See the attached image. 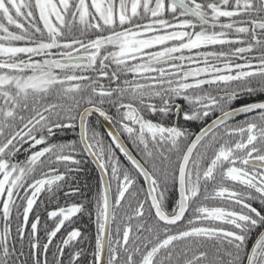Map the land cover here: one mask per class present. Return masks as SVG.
I'll return each mask as SVG.
<instances>
[{
    "label": "snow or ice",
    "instance_id": "1",
    "mask_svg": "<svg viewBox=\"0 0 264 264\" xmlns=\"http://www.w3.org/2000/svg\"><path fill=\"white\" fill-rule=\"evenodd\" d=\"M257 93H264V0H0V264H48L53 238L84 210L49 212L55 224L44 225L43 244L36 216L26 257L39 194L66 180L57 165L81 162L76 142H55L54 129L77 120L83 150L117 182L114 203L106 182L96 204L94 264H103L106 247L107 264H264V100L247 102ZM215 112L198 134L165 123ZM94 113L127 134L139 160L108 133L148 185L115 238L110 221L137 180L126 170L121 176L112 145L90 128ZM24 143L34 150L18 161ZM80 237L79 229L67 232L53 264H63L65 248ZM82 251L69 253L68 264H79Z\"/></svg>",
    "mask_w": 264,
    "mask_h": 264
},
{
    "label": "trees",
    "instance_id": "2",
    "mask_svg": "<svg viewBox=\"0 0 264 264\" xmlns=\"http://www.w3.org/2000/svg\"><path fill=\"white\" fill-rule=\"evenodd\" d=\"M217 49H219L220 46H216ZM227 48V46H224ZM235 47V46H233ZM129 79L132 77L128 76ZM101 83H104L106 86L108 85L107 80H101ZM113 87L115 85H112ZM207 87V86H205ZM264 100V93H257L252 97H249L247 99V102H257ZM243 101H236L234 102V106H239L240 103ZM106 111H108L109 115L115 116V109L111 108L109 104H105L102 106ZM219 115V112L213 113L210 117L205 118L204 121H196L191 122L188 124H185L182 117H179L178 123L182 126H186L189 130V132L198 134L201 127H205L208 123L212 122L213 119H215ZM119 117L116 116V120H118ZM155 120L156 118L153 117ZM245 119V118H244ZM244 119H241L239 121H243ZM176 121V117H174L170 121H165V123H173ZM237 121V122H239ZM79 120L75 122V125H78ZM89 126L90 128H94L96 132L100 134V136L103 138L105 145L111 144L112 149L116 154V159L120 161V168H121V176L123 174V171H128L131 176L136 178L137 183L134 184V192L138 193L136 197H131L130 204L136 205L137 199L143 200L145 198V188L143 184V180L141 177L138 176L135 169L127 162V160L123 157L119 149L115 147V145L112 143V141L109 139L108 135L104 131L101 124L95 120L90 119L89 120ZM236 123V122H234ZM116 126V130L120 133V136L122 137L123 141L127 145V147L130 149V151L133 153V155L139 160L140 157L137 154V151L133 146L131 145V142L127 138V134L123 133L121 129L119 128L117 123H113ZM70 128V129H63V130H55L56 135L52 137L51 139L54 140L57 143H71L73 141L76 142V151L72 153L74 157L78 160H80L79 165H66V164H59L57 167H59L60 171L65 174L66 180L60 182V188L56 189L54 188L53 192L49 193L47 191L42 192L39 194V197L37 199L36 205H34L33 213H30L29 215V225L26 229V237L24 241V252L27 254L29 252L28 244H27V232H30V224L34 222V219L36 216H39L40 218V226H39V236L41 244L46 242L45 234H44V225L46 224L49 229L54 227L55 224V218L49 219L48 213L51 211H58L61 207H69L72 204H83L84 210L81 213H78L76 216L72 217L70 221L65 222V227L61 229V232L57 234L55 238H53V243L49 246V252L47 254V260L48 264H53V253L56 252V246L57 244H60L61 240L64 238H67V232L73 230V229H79L81 231V237L78 238L76 241H73L70 243V245L65 248V254L62 257L63 264H68L70 256L69 253L74 254L76 251H82V255L80 257L79 264H94V257L93 253L95 251V242H96V236H97V221H96V204L97 201L100 200L102 193H103V185L101 177L98 173V171L95 169L93 164L90 162V160L87 158L82 145L79 143L80 140V134L77 129ZM194 138V136L192 137ZM20 147V152L17 154L16 160L22 161L25 160L27 155H29L30 151L34 150L30 148V143H24L22 146L18 145ZM40 147V146H37ZM211 155V153H209ZM143 161H141L142 163ZM71 167L73 171L69 172L67 171V168ZM47 170V169H45ZM108 177L110 180V184L112 187V190L115 192L117 189V182L114 180H111V168L108 167L107 169ZM211 186V184H210ZM143 188L144 191L140 192L139 189ZM210 191V189H209ZM65 193H68V195H65ZM177 199V192L173 191L169 194V200H168V207L169 211L174 206L175 200ZM19 202V201H18ZM258 207L259 205L256 204ZM135 206H133L134 208ZM145 207L148 208V205L146 204ZM117 220L112 223V235L113 238H115V226L117 223H120L123 221L124 224H127L129 221L126 219V213L130 214L131 209L129 208V204L122 203V206L120 208L115 209ZM190 214V213H189ZM188 214V215H189ZM2 216V213L0 214ZM16 211L13 210V219L11 223L12 228V237H16ZM137 223L136 219H133L131 221V224L133 225L134 231H133V238L137 235L135 232V225ZM3 221L2 218H0V230L3 229ZM255 236H253L252 239L249 240V248L251 247L252 243H254ZM17 247L19 248V243L17 244ZM25 257H22L21 259H24ZM44 254L41 252L40 259L43 262L44 260Z\"/></svg>",
    "mask_w": 264,
    "mask_h": 264
},
{
    "label": "water",
    "instance_id": "3",
    "mask_svg": "<svg viewBox=\"0 0 264 264\" xmlns=\"http://www.w3.org/2000/svg\"><path fill=\"white\" fill-rule=\"evenodd\" d=\"M245 117L242 115L240 117H237L235 118L234 121H238V120H241V119H244ZM90 119H96L100 124L101 126L103 127V129L105 130L106 134L108 135V133L111 131L115 134H117L121 140L122 143H124V141L122 140V138L120 137L119 133L117 132L116 128L114 127L113 123L112 124H109L107 121L104 120L103 117L99 116L98 113H94L92 116L88 117V122ZM234 121H231L230 123L234 122ZM78 127L79 129V134H80V128H79V123L78 125L76 126ZM207 127V126H206ZM109 139L111 140V137L108 135ZM112 141V140H111ZM125 144V143H124ZM82 145V144H81ZM126 145V144H125ZM82 148H83V145H82ZM87 158L92 162V164L94 165V167L96 168V170L98 171L100 177H101V180H102V184H103V188H104V185L106 182H110L109 181V177H108V174H105V170L101 169L97 163V161L95 160V158L93 156H90L86 151H84ZM132 153V152H131ZM123 155V153H121ZM133 155V154H132ZM124 156V155H123ZM134 156V155H133ZM125 158H127L126 156H124ZM135 157V156H134ZM128 159V158H127ZM129 161V160H128ZM131 163V161H129ZM146 186L148 187L147 183H146ZM109 200H110V203H113L112 201V192L110 191L109 192ZM187 214V213H186ZM110 227L112 229V221H110ZM107 257H108V252H107V247L105 248V252H104V255H103V264H107Z\"/></svg>",
    "mask_w": 264,
    "mask_h": 264
},
{
    "label": "flooded vegetation",
    "instance_id": "4",
    "mask_svg": "<svg viewBox=\"0 0 264 264\" xmlns=\"http://www.w3.org/2000/svg\"><path fill=\"white\" fill-rule=\"evenodd\" d=\"M37 59H39L38 57H37ZM129 76L131 77V74H129ZM96 120V119H95ZM178 120H179V117H176V123H178ZM239 121V120H238ZM234 122H237V121H234ZM234 122H232V123H234ZM211 123V122H210ZM210 123H208V124H210ZM118 124V123H117ZM207 124V125H208ZM206 125V126H207ZM119 126V125H118ZM205 126V127H206ZM114 127L116 128V126H115V124H114ZM77 129H78V127H77ZM57 131L58 129H54V131ZM78 131H79V129H78ZM118 132V131H117ZM119 133V132H118ZM119 135H120V133H119ZM121 137V136H120ZM122 138V137H121ZM207 139V138H206ZM123 140V139H122ZM125 143V142H124ZM127 146V145H126ZM133 154V153H132ZM124 157V156H123ZM125 158V157H124ZM136 158V157H135ZM126 160H127V162L132 166V164L128 161V159L127 158H125ZM137 159V158H136ZM91 162V161H90ZM92 163V162H91ZM94 166V165H93ZM133 167V166H132ZM96 169V168H95ZM136 171V170H135ZM108 174V173H107ZM142 178V177H141ZM142 180H143V178H142ZM110 181V180H109ZM143 184H144V188H145V194H146V192H147V186H146V183L144 182V180H143ZM103 185V184H102ZM229 186H231V185H229ZM134 188H135V185H133V187L132 188H130L129 189V193H126L125 194V200L124 201H122V203H128V204H130V201H131V197H132V195H130V193H133L134 192ZM209 189H210V192H211V190H212V185L210 186L209 185ZM111 192H112V201H113V203H114V200H115V195H116V191L114 192L113 190H112V187H111ZM145 199V198H144ZM177 199H178V192H177ZM206 205H208V206H219L222 202L220 201V200H208V201H205L204 202ZM168 205H169V203H168ZM257 205H259L258 203H257ZM132 206H136V205H132ZM254 206H256V204H254ZM257 207V206H256ZM0 208H2V205H0ZM145 209H146V212H145V216H146V218H148V212H147V207H145ZM258 209H259V206H258ZM154 211V210H153ZM1 214V213H0ZM189 213H187L186 214V216L188 215ZM0 218H2V216H0ZM150 219V218H149ZM113 223V222H112ZM3 227V226H2ZM58 245V244H57ZM107 259H108V257H107Z\"/></svg>",
    "mask_w": 264,
    "mask_h": 264
}]
</instances>
